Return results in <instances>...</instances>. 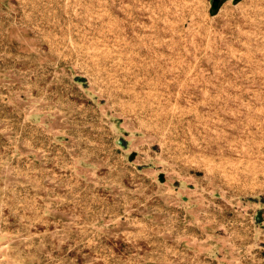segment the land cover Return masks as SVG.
Masks as SVG:
<instances>
[{
  "label": "rangeland",
  "instance_id": "obj_1",
  "mask_svg": "<svg viewBox=\"0 0 264 264\" xmlns=\"http://www.w3.org/2000/svg\"><path fill=\"white\" fill-rule=\"evenodd\" d=\"M0 264H264V0H0Z\"/></svg>",
  "mask_w": 264,
  "mask_h": 264
}]
</instances>
